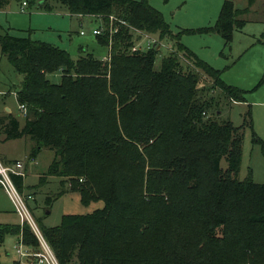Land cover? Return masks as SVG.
<instances>
[{
    "label": "trees",
    "instance_id": "1",
    "mask_svg": "<svg viewBox=\"0 0 264 264\" xmlns=\"http://www.w3.org/2000/svg\"><path fill=\"white\" fill-rule=\"evenodd\" d=\"M16 1L100 15L105 23L115 15L159 42L176 39L181 55L211 81L201 85L198 72L182 71L178 52L160 68L157 47L132 53L128 27L114 35L110 62L86 51L75 60L50 43L0 34L3 56L23 76L17 100L28 109L22 128L17 117H0V133L29 138L34 157L53 152L40 182L61 179L66 190L54 200L77 192L85 207L103 202L90 214L63 215L58 226L41 225L59 263L264 264V184L239 179L251 112L241 127L222 114V106L245 103L246 91L182 46L150 0ZM254 1L238 8L226 0L214 26L185 32L218 34L230 46ZM10 2L0 0V10ZM95 39L108 50V35ZM56 74L59 83L49 79ZM263 84L264 76L257 87ZM253 136L264 156V140ZM13 179L22 192L24 178ZM10 235L38 246L27 224H0V247Z\"/></svg>",
    "mask_w": 264,
    "mask_h": 264
},
{
    "label": "rangeland",
    "instance_id": "2",
    "mask_svg": "<svg viewBox=\"0 0 264 264\" xmlns=\"http://www.w3.org/2000/svg\"><path fill=\"white\" fill-rule=\"evenodd\" d=\"M225 1L150 0L149 3L163 14L170 26L171 33L179 34L178 42L182 46L214 69L221 71V78L226 84L246 91L245 103H234L228 107L222 106V114L230 118L236 127H241L245 117L251 112L253 128L246 125L244 127L239 179L243 181L251 175L256 183L264 184V156L260 145L256 143L253 136L254 132L257 138L264 140V84L257 87L264 76V43L257 42L261 32L264 31V9L256 12L250 8L247 13L242 15L241 18L246 21L245 26L242 30L234 31L233 42L230 46H225L224 39L218 34L185 32L214 26ZM230 1L238 8L247 6V0ZM21 4L16 0H11L8 6L0 10V34L8 31L16 37H30L35 41L50 43L69 52L75 60L83 55L86 49L87 53H94L97 57H102V54L107 53V50L99 46L89 31L90 27L98 26L99 21L89 16H83V18L73 16L60 7L52 12L39 10L36 2L30 4L25 12H21ZM82 30L86 32L85 36L80 35ZM261 40L264 42V38ZM157 41H159L158 38ZM144 43L145 41L141 42L143 46ZM159 44L161 47L156 60L157 68L161 67L164 58L178 52L183 65L182 71L198 72L201 85L211 83L210 79L196 68L194 62L188 61L181 55L176 39L166 37ZM60 78V74L49 77L53 83H59ZM22 80L23 76L14 70L7 58L3 56L0 48V112L5 106L4 96L1 94H6L12 87L18 90ZM6 103L14 109L18 106L13 95L7 97ZM22 143L25 146L22 147ZM31 146L32 141L28 138L27 143L22 140L7 149L13 154V157L23 158L25 157L24 153L31 150ZM53 157V152L50 150H42L35 161H29L24 177V188L21 192L26 197L29 194L34 196L28 198L27 204L40 229L41 225L58 226L63 215H86L103 207V202L93 203L89 207L83 206L77 192H68L54 200L60 192L66 190V186H62L61 179L57 177L45 178L40 182ZM221 168L224 171L228 169L226 158L221 161ZM1 189L0 187V210L13 209V203ZM5 222L21 224L17 213H0V223ZM20 241L21 237L12 235L7 237L5 243L0 247V264H16L18 262L19 256L16 250ZM39 245L38 242L37 247H25L29 252L35 253L39 251Z\"/></svg>",
    "mask_w": 264,
    "mask_h": 264
},
{
    "label": "built area",
    "instance_id": "3",
    "mask_svg": "<svg viewBox=\"0 0 264 264\" xmlns=\"http://www.w3.org/2000/svg\"><path fill=\"white\" fill-rule=\"evenodd\" d=\"M28 3L23 2L21 6V12H25L27 9ZM83 18V16H77ZM97 21L99 25L92 30V35L96 36H109V47L106 55L102 57L104 62H110L111 53H112V44L113 37L120 32L121 27H128L130 29V34H133L135 42L131 48L132 53H137L146 49L151 48L152 46L158 47L160 49L161 45L156 38L151 35L138 30L135 27H132L122 18H119L115 15L109 16L108 23H105L104 17L100 15L89 16ZM80 35L85 36L86 32L82 30ZM142 41H145L144 46L141 44ZM158 44V46H157ZM16 97L17 94L15 93ZM19 111L23 118H26L28 115L27 106L24 104H19ZM25 174V165L22 162H17L13 165H5L0 160V187L5 191L11 202L13 203L16 213L18 214L22 225L31 226L33 232L35 233L36 238L39 242V251L31 253L25 247L23 240L21 238L20 243L17 245V254L19 258L25 261V264H60L54 251L45 240L40 228L37 226L27 204L28 198L23 195L17 185L14 182V177L24 178ZM31 198V197H30Z\"/></svg>",
    "mask_w": 264,
    "mask_h": 264
},
{
    "label": "crops",
    "instance_id": "4",
    "mask_svg": "<svg viewBox=\"0 0 264 264\" xmlns=\"http://www.w3.org/2000/svg\"><path fill=\"white\" fill-rule=\"evenodd\" d=\"M21 6H22V4H21ZM28 7H29V5L27 6V8ZM262 8L264 9V0H255L254 1V4L251 7V9L255 10L256 12H257V10H260V9L262 11ZM81 25H83V23H81ZM95 27L96 26L89 28L90 34H92L91 32H92V30ZM261 38H264V31L261 32L260 36L257 39V42L264 43L261 40ZM86 51H87V49H86ZM105 54L106 53H104L102 55L104 56ZM60 77H61V75H60ZM60 81H61V78L59 79V82ZM15 93L17 94L15 88L12 87V88L9 89V91L6 94H4V93L1 94L2 96H4L5 106H4L3 110L0 112V117L1 118H6L7 115H14L15 117L18 118V120L20 122V125H21V128H22L24 126V123H25V118H23L21 116V114H20V111H19V102L17 100V97H16ZM10 95L11 96L13 95L15 97V99L17 100L18 106H17L16 109H14L12 106H10L9 104L6 103V99ZM7 122H8V120L6 119V123ZM6 137H7L6 134H1L0 133V160H1V162L3 164H5V165H13V164H15L17 162H22L25 165V174H26L29 161H31V160H32V162L35 161V159L38 156H36V157L32 156L31 155V150L29 149V150H27V152L24 153L25 157H23V158L13 157V154L7 148L10 147V146H12V145H14V143H16V142L17 143L22 142V140H25V142L27 143L28 138L27 137H23V138L15 139V140H7ZM21 146L23 147V146H25V144L22 143ZM31 148H32V146H31ZM29 196H31V194H29ZM5 212L6 213H16L15 210H14V207H13V209L9 208L7 210H3V209L0 210V213H5ZM13 223H14V225H17V223L20 224L19 222H13ZM13 223H11V222L10 223L9 222H5V223H0V224H13ZM17 259H18V262L16 264H25V261L21 260L19 257Z\"/></svg>",
    "mask_w": 264,
    "mask_h": 264
}]
</instances>
